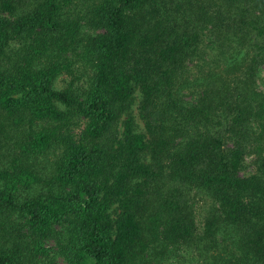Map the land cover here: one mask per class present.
Wrapping results in <instances>:
<instances>
[{
  "label": "trees",
  "instance_id": "trees-1",
  "mask_svg": "<svg viewBox=\"0 0 264 264\" xmlns=\"http://www.w3.org/2000/svg\"><path fill=\"white\" fill-rule=\"evenodd\" d=\"M0 264H264V0H0Z\"/></svg>",
  "mask_w": 264,
  "mask_h": 264
},
{
  "label": "rangeland",
  "instance_id": "rangeland-1",
  "mask_svg": "<svg viewBox=\"0 0 264 264\" xmlns=\"http://www.w3.org/2000/svg\"><path fill=\"white\" fill-rule=\"evenodd\" d=\"M133 103H132V109H133V112L135 114V108H136V105H137V102L139 100V94L137 92H135L134 96H133ZM248 161V160H247Z\"/></svg>",
  "mask_w": 264,
  "mask_h": 264
}]
</instances>
